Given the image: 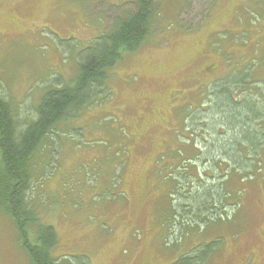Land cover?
I'll return each instance as SVG.
<instances>
[{
  "label": "rangeland",
  "instance_id": "374dc122",
  "mask_svg": "<svg viewBox=\"0 0 264 264\" xmlns=\"http://www.w3.org/2000/svg\"><path fill=\"white\" fill-rule=\"evenodd\" d=\"M133 1L0 0V95L22 116H34L26 106H36L43 92L41 82H51L55 73L68 80L79 46L107 31L115 18L133 11ZM154 7L157 16L151 40L141 50L146 47L145 51L123 56L111 73V97L82 115L81 121L92 125V131L82 128L76 139L63 141L58 156L50 158L45 151L36 159L37 182L29 199L36 202L42 223L51 225L60 239L55 251L59 261L65 260L60 264L66 259L70 264H85L81 256L89 264L174 263L171 256L188 245L177 251L164 246L160 217L140 196L156 156L174 147L173 139L166 147L162 143L167 139L165 122L176 130L180 120L175 111L197 102L192 96L196 84L183 83L181 78L189 72L196 76L204 63L219 72L227 69L228 62L219 58L222 53L233 60L241 56L243 62L253 58L257 69L264 71V0H157ZM180 21L186 30L200 29L188 33ZM243 29L246 33L241 36ZM199 53L209 58L200 63ZM183 54L178 71L174 66ZM158 122L166 132L158 133L160 129L153 125ZM46 159L53 162L46 165ZM261 180L245 183L240 210L225 204L222 208L223 202L222 209L220 204L210 207L213 219L225 210L227 220L233 219L231 212L236 215L232 233H222L220 243L209 247L201 245V237L197 239V256L205 255L206 264H264L263 175ZM155 182H149L153 202L159 195ZM186 188L178 191L184 204L194 197V189L187 194ZM186 216L195 217V211ZM204 237L216 239L217 232L208 231ZM0 264H31L12 221L1 209Z\"/></svg>",
  "mask_w": 264,
  "mask_h": 264
},
{
  "label": "trees",
  "instance_id": "16d2710c",
  "mask_svg": "<svg viewBox=\"0 0 264 264\" xmlns=\"http://www.w3.org/2000/svg\"><path fill=\"white\" fill-rule=\"evenodd\" d=\"M156 1L134 0L133 11L115 18L107 31L79 46L75 53L74 73L68 80L55 73L50 78L51 82H41L39 89L43 92L36 106H26L27 111L33 109L31 118L22 116L17 106L0 95V209L12 221L17 241L31 264H60L65 261H59L55 256L60 239L54 228L42 223L36 202L29 199L37 182L33 177L36 159L45 151L50 158L58 156L65 139H76L82 128L83 131H92V125L81 121L85 116L82 115L95 104H100L101 99L107 101L111 97V73L122 63L123 56L145 51L146 47L141 50L153 35ZM180 27L188 33L200 29L186 30L181 21ZM245 33L246 29H243L239 35ZM242 44L245 45V41ZM179 58L174 66L178 71L184 54ZM206 58L209 57H201L200 63ZM219 58L228 62L227 69L219 72L213 64L204 63L200 64L202 67L196 76L189 72L181 78L183 83L191 81L196 84L192 96L195 95L197 102L191 101L175 111L177 122L180 120L176 130L165 122L167 139L162 143L166 147L173 139L174 147L166 148L156 156L146 176V191L140 196L146 199L148 209L152 205L160 217L159 232L163 234L164 246L177 251L182 244L188 245L171 256L174 262L171 264H206L209 259L206 260L205 255L197 256L196 248L200 245L197 239L201 237V245L209 247L220 243L222 233L228 230L232 233L236 215L235 211L231 212L233 219L227 220L225 210L214 215L215 219L211 218L214 214L210 213L211 208H215L213 203L220 204L221 208L223 202L222 208L225 204V207H237L238 211L245 183L259 181L262 175L264 179L263 67L257 69L253 58L243 62L241 56L233 60L227 53H222ZM147 108L144 110L148 111ZM170 120L173 123L172 115ZM153 125L160 129L158 133L166 132L162 128L163 123ZM49 162L53 159H46L44 164ZM46 165H43V173ZM151 179L159 188L154 202ZM195 183L203 186H194ZM184 185L187 194L194 189V197L185 199L186 204L178 192ZM192 209L195 217L188 218L186 214ZM208 231L212 234L217 232L216 239H206L204 234ZM171 235H174L173 241ZM80 260L89 264L86 257L81 256ZM67 261L64 264H70Z\"/></svg>",
  "mask_w": 264,
  "mask_h": 264
}]
</instances>
